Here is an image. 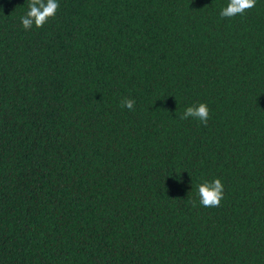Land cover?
Listing matches in <instances>:
<instances>
[{
	"label": "trees",
	"instance_id": "obj_1",
	"mask_svg": "<svg viewBox=\"0 0 264 264\" xmlns=\"http://www.w3.org/2000/svg\"><path fill=\"white\" fill-rule=\"evenodd\" d=\"M29 2L0 0V264H264V0Z\"/></svg>",
	"mask_w": 264,
	"mask_h": 264
},
{
	"label": "clouds",
	"instance_id": "obj_2",
	"mask_svg": "<svg viewBox=\"0 0 264 264\" xmlns=\"http://www.w3.org/2000/svg\"><path fill=\"white\" fill-rule=\"evenodd\" d=\"M257 0H229L226 7L220 11L222 18H231L236 15H243L246 10L255 7ZM59 8L58 0H30L27 13L21 17V24L25 30H30L33 25L37 28L42 27L50 18H53ZM135 100L124 98L121 100V106L132 110ZM189 117L196 118L203 124H207L209 119V109L205 103H199L187 107L181 119ZM224 185L221 179L216 178L213 181H203L198 185V195L200 204L204 207L219 206L223 199ZM192 206L196 207V201H191Z\"/></svg>",
	"mask_w": 264,
	"mask_h": 264
}]
</instances>
